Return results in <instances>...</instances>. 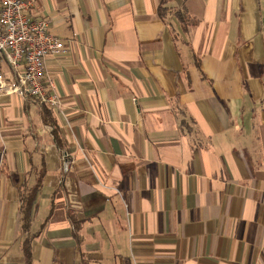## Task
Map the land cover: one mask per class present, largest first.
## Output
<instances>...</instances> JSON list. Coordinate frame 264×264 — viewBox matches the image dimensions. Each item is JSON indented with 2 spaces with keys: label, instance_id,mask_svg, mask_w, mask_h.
Here are the masks:
<instances>
[{
  "label": "crops",
  "instance_id": "1",
  "mask_svg": "<svg viewBox=\"0 0 264 264\" xmlns=\"http://www.w3.org/2000/svg\"><path fill=\"white\" fill-rule=\"evenodd\" d=\"M160 1L32 0L61 147L0 97V264L31 191L32 264H264V0H168L186 25Z\"/></svg>",
  "mask_w": 264,
  "mask_h": 264
},
{
  "label": "built area",
  "instance_id": "2",
  "mask_svg": "<svg viewBox=\"0 0 264 264\" xmlns=\"http://www.w3.org/2000/svg\"><path fill=\"white\" fill-rule=\"evenodd\" d=\"M32 6V0H0V97L35 100L40 106L59 110L47 65L65 52V46L49 32L47 20L31 18ZM71 164L64 155L63 174Z\"/></svg>",
  "mask_w": 264,
  "mask_h": 264
},
{
  "label": "trees",
  "instance_id": "3",
  "mask_svg": "<svg viewBox=\"0 0 264 264\" xmlns=\"http://www.w3.org/2000/svg\"><path fill=\"white\" fill-rule=\"evenodd\" d=\"M157 14L160 18H165L167 15L171 14L177 18V20L180 23H184V18L186 15L184 14L183 8L174 10L173 8L168 6V0H161L159 3V6L157 8ZM42 118L43 121L51 126L53 135L55 137V142L59 148L61 147L60 141L58 139V129L55 120L51 117V111L49 108L42 106ZM182 125L185 126V123L182 122ZM36 192H28V193H22L20 196V212L22 215L21 218V228H20V233H19V242H20V249L23 254V264H32V249H31V244L33 239H35L36 235L31 234V222H30V207L32 204V201L35 197ZM71 224L74 228V233L76 238H80L78 235L79 231L81 230V225L85 221L83 220H77L76 218H70Z\"/></svg>",
  "mask_w": 264,
  "mask_h": 264
}]
</instances>
